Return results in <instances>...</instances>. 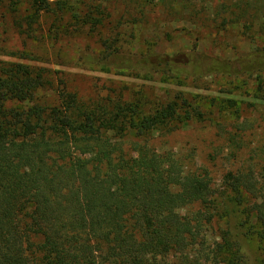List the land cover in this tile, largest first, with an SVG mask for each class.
I'll use <instances>...</instances> for the list:
<instances>
[{
    "label": "trees",
    "instance_id": "trees-1",
    "mask_svg": "<svg viewBox=\"0 0 264 264\" xmlns=\"http://www.w3.org/2000/svg\"><path fill=\"white\" fill-rule=\"evenodd\" d=\"M109 1L91 5L82 18L74 15L75 22L97 29ZM6 3L8 12L1 15L12 16L27 37H34L43 15L58 30L71 10L63 1L27 0L32 13L22 17L20 0H0V13ZM118 51L104 56L107 66L113 67ZM151 69L184 75L167 63ZM48 73L28 63H0V264H161L190 252L203 225L214 220L211 178L204 171L186 173L172 153L125 143L130 135L169 134L204 118L199 106L188 111L171 101L146 112L130 101L90 103L64 79L54 85ZM51 87L53 102L43 92ZM258 168L232 175V183L242 208L239 226L264 250V158ZM196 205L204 210L182 213ZM216 251L222 257L214 264H247L237 241L225 238Z\"/></svg>",
    "mask_w": 264,
    "mask_h": 264
},
{
    "label": "rangeland",
    "instance_id": "rangeland-1",
    "mask_svg": "<svg viewBox=\"0 0 264 264\" xmlns=\"http://www.w3.org/2000/svg\"><path fill=\"white\" fill-rule=\"evenodd\" d=\"M26 1L18 6L22 17L32 13ZM50 1L66 2L71 10L58 30L51 28L54 19L43 15L34 37L21 34L12 16L1 15L8 12L10 3L5 4L0 63L45 68L54 85L62 78L90 103L130 101L148 112L175 101L188 111L199 106L204 113L169 134L126 138V148L137 142L160 154L172 153L186 173L206 172L215 190L214 220L203 225L198 244L161 264H214L222 257L216 250L225 238L242 244L247 264H264L258 239L239 226L242 208L235 202L237 182L232 183L242 171L259 170L264 158V0H144L139 6L111 0L104 2L107 18L94 30L76 23L74 15L84 17L101 0ZM109 48L119 49L113 67L103 59ZM159 63L184 75L151 69ZM43 92L49 102L55 100L54 87ZM199 210L204 207L189 206L182 213Z\"/></svg>",
    "mask_w": 264,
    "mask_h": 264
}]
</instances>
